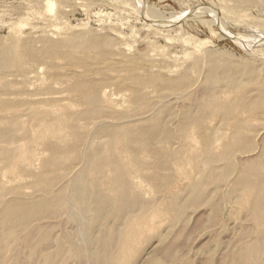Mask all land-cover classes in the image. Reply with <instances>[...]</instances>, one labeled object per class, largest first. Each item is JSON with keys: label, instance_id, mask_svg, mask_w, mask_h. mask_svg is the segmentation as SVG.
I'll use <instances>...</instances> for the list:
<instances>
[{"label": "rangeland", "instance_id": "rangeland-1", "mask_svg": "<svg viewBox=\"0 0 264 264\" xmlns=\"http://www.w3.org/2000/svg\"><path fill=\"white\" fill-rule=\"evenodd\" d=\"M52 47L59 59L47 53ZM31 52L42 58L33 60ZM67 64L74 66L65 70ZM86 81L98 85L93 98L89 88L74 90ZM156 82L167 88L164 94L153 90ZM185 86L192 90H181L182 99H175L176 91L169 88ZM263 97L264 0H0V151H4L0 152V206L16 200L50 201L48 191L66 185L69 210L59 220L42 222L41 226L52 227L38 231L52 237L44 246L52 253L50 264L104 263L109 251H102L104 244L92 247L88 238H106L115 250L142 217L147 224L139 228L135 253L125 264H147L157 252L153 264H208L204 250L216 239L220 240L209 264H221L239 247L251 222L238 202L221 205L219 223L211 220L210 209L222 203L227 180L235 175L231 167L241 158L258 156L264 148ZM245 106L249 110L244 111ZM188 113L198 127L193 145L213 155L220 169L198 175L199 190L193 194L185 187L188 181H182L180 168L191 170L194 165L184 162L177 167L178 159L159 168L154 158L139 154L146 166L134 164V175L126 177L130 169L115 162L118 138L141 137L140 128L156 134L167 128L170 138L163 134L152 145L158 151L179 152L186 144V131L180 126ZM49 125L60 137L51 133L38 141L36 136ZM71 144L76 152L66 149ZM54 147L60 148L57 155ZM89 159L106 162L108 176L120 180L121 189L135 192L108 199L101 211L90 187L84 188L82 200L75 199L72 185L87 182ZM204 165L209 171L210 162ZM216 184H222L220 193L214 192ZM173 193L178 198L175 203L183 204L181 211L172 218L154 216L157 205L167 206V195ZM31 223L13 244L20 258L31 251L22 241L36 226ZM66 232L72 237L68 246L62 238ZM38 242L36 238L33 245ZM16 259L12 263L21 264Z\"/></svg>", "mask_w": 264, "mask_h": 264}, {"label": "bare ground", "instance_id": "bare-ground-1", "mask_svg": "<svg viewBox=\"0 0 264 264\" xmlns=\"http://www.w3.org/2000/svg\"><path fill=\"white\" fill-rule=\"evenodd\" d=\"M21 44V43H20ZM26 44V43H25ZM22 45V44H21ZM62 46V45H61ZM19 47V46H18ZM46 47V46H45ZM56 47H52L50 49L47 50V53L52 57L59 59L61 57V55L56 52ZM35 49V48H34ZM30 52V51H29ZM45 55V54H44ZM15 56V55H14ZM21 56V55H20ZM26 56V54H25ZM30 56L33 58V60H39L42 57L40 56L39 53L37 52H31ZM67 56V55H66ZM29 57V58H31ZM44 57V56H43ZM24 58V57H23ZM51 58V57H50ZM15 59V58H14ZM17 62V61H16ZM108 62V61H107ZM111 62V61H110ZM61 63V62H60ZM64 63V62H63ZM72 63V62H71ZM114 63V62H113ZM125 63V62H124ZM24 64V63H23ZM65 64V63H64ZM109 64V63H108ZM107 64V65H108ZM118 64V63H117ZM121 66L120 68H124L125 70L129 69V65L128 64H121L119 63ZM16 65V64H15ZM21 65V63H20ZM19 65V66H20ZM28 65V64H27ZM62 65V64H60ZM112 65V64H111ZM110 65V67H111ZM25 66V65H24ZM46 66V65H45ZM54 66V65H53ZM74 65H65V70L69 69L70 67L72 68ZM80 66V65H79ZM94 66V65H93ZM101 66V65H100ZM114 66L116 67V64H114ZM16 67V66H15ZM55 67V66H54ZM57 67V66H56ZM76 67V66H75ZM98 67V66H96ZM33 68V67H32ZM49 68V67H48ZM56 69V68H55ZM96 69V68H95ZM100 69V68H99ZM106 69V68H105ZM109 69V68H108ZM64 70V71H65ZM94 70V69H93ZM131 71V70H129ZM28 72V71H27ZM68 72V70H67ZM75 72V71H74ZM85 72V71H84ZM95 72V71H94ZM105 72V70L103 71ZM111 72V71H110ZM121 72V71H120ZM91 73V72H90ZM99 73V72H98ZM102 73V72H101ZM82 74V73H81ZM100 74V73H99ZM80 75V74H79ZM82 76V75H81ZM62 77V76H61ZM87 77V76H86ZM84 77V78H86ZM63 78V77H62ZM76 78V77H75ZM90 78V77H89ZM119 78V77H117ZM121 78V76H120ZM159 78V77H158ZM92 79V77H91ZM108 79V78H107ZM125 79V78H124ZM156 79V78H155ZM90 80V79H89ZM95 80V79H94ZM99 80V79H98ZM127 80V79H126ZM136 80V82H139V80L136 78L134 79ZM103 82L105 80H102ZM142 81V80H141ZM163 81V80H162ZM125 82L124 80L122 81V83ZM170 82V80H169ZM101 83V82H100ZM102 85V84H101ZM195 86V85H194ZM150 87V86H149ZM191 89H188L189 86H185V87H173V88H169L171 91H176V95L174 96L175 99H182L183 94L178 93L181 90H185V91H190L192 90V86H190ZM90 89V91L92 92V94L90 95V98H93L95 96V94H93L95 91V89L97 90L98 85L95 83H92L90 81H86L84 83H80L78 85H76L74 87V90L76 92L81 91L82 89ZM155 88L153 90H159V92L161 94H164V90H166L167 88H165V86L160 85V83H155ZM173 89V90H172ZM101 91V90H100ZM83 92V91H81ZM97 93V92H95ZM106 93V92H105ZM187 93V92H186ZM85 94H89V93H85ZM103 94V93H102ZM160 94V95H161ZM185 96V95H184ZM193 96V95H192ZM261 96V95H260ZM106 97V96H105ZM186 97V96H185ZM264 98V97H263ZM85 99V98H84ZM105 99V98H104ZM103 99V100H104ZM133 99V98H132ZM162 99V98H161ZM98 101V100H97ZM160 101V100H159ZM230 101V100H229ZM232 101V100H231ZM99 102V101H98ZM108 102V100H107ZM106 102V103H107ZM145 102V101H144ZM92 103V102H90ZM85 104V103H84ZM146 105V104H145ZM144 105V106H145ZM160 105V104H159ZM235 105V104H231L230 106ZM225 107V106H224ZM233 107V106H232ZM239 107V106H238ZM235 108V107H234ZM236 109V108H235ZM249 110L248 107L245 106L244 111ZM229 111V110H228ZM91 113V111L89 112ZM153 113V112H152ZM231 113V112H230ZM81 114V113H80ZM189 114V113H188ZM249 114V113H248ZM190 115V114H189ZM42 116V115H41ZM90 116V115H89ZM228 116V115H227ZM239 117V116H238ZM63 118V117H62ZM77 118V117H76ZM59 119V118H58ZM79 119V118H78ZM38 121V120H37ZM128 121V120H126ZM238 121V120H237ZM48 122V121H47ZM66 122V121H65ZM159 123V122H157ZM38 124V123H37ZM78 124V123H76ZM67 125V124H66ZM74 126V125H73ZM78 126V125H77ZM130 126V125H129ZM159 124H156L155 127H157L158 129ZM199 126V125H198ZM82 127V126H81ZM165 127V126H164ZM181 129L183 131H186V135L184 137L185 140V145H184V149L182 148V150H180L179 152H171L170 149H166L163 151H158L156 149H154V146L152 145L153 140H157L160 137H162L163 134L166 135V138H170L169 134L167 133H171L169 130H167V128H165L164 131H162L161 129V134L154 131H147L146 129H142L140 128L138 130L137 133L140 134L141 137H139V135L137 134V136H131V139L127 136H125L126 138H118L117 142H116V150L118 153V157L116 158L117 161H115L120 168H122L123 170H127L130 169V173H126L125 176L129 177L130 175H134L132 174V172L134 171V169H131V166H138L139 168H141L143 165L146 166V162L144 160H141L139 158V154H143L145 156H148L149 158H154L155 159V163H157L156 167L161 168V165L164 164V162L166 161L167 163H171L172 160L174 159H178V161H175L177 163V167H180L182 165H184L183 163H188L190 165H194L193 168L190 170L184 169L183 166L180 168V170L182 172H178V174H180L182 181H186L187 184H185L189 190L190 193L193 194L195 192H197V190H199V186L200 183L197 180L198 175H204L205 173H209L211 175V173L216 172V170L220 169V166L218 165L217 160L215 159V157L213 155H208L207 152L205 153V151L203 152L202 150H200L199 148H196L193 143L194 141H196V135L195 132L198 130L197 127V121L195 119V117L191 116L190 117H186V119H184L182 121L181 124ZM235 127V126H234ZM240 127V126H239ZM79 128V127H78ZM154 128V127H153ZM72 129V128H71ZM176 129V128H175ZM236 129V128H235ZM68 130V129H66ZM65 130V131H66ZM107 130V129H106ZM156 130V129H155ZM173 130V129H172ZM248 130V129H247ZM132 131V130H131ZM159 131V130H158ZM180 131V130H178ZM201 131V130H199ZM36 133V132H35ZM54 134L57 137H60V133H57L55 131V127L54 126H50L46 127L45 132L38 134L36 136V139L38 141H42V139L46 138L49 134ZM184 133V132H183ZM178 134V133H177ZM181 134V133H180ZM185 134V133H184ZM36 135V134H35ZM53 135V136H54ZM77 135V134H76ZM82 135V134H81ZM174 135V133H173ZM200 135V134H198ZM204 136V135H203ZM114 137V136H113ZM3 138V137H1ZM181 138V137H180ZM204 138V137H203ZM64 139V138H63ZM129 139V140H128ZM62 140V139H61ZM175 140V139H174ZM36 141V140H35ZM53 141V140H52ZM201 141V140H200ZM203 141V140H202ZM209 141V140H208ZM87 142V141H86ZM36 143V142H35ZM54 143V141L52 142ZM69 143V142H68ZM88 144V143H87ZM114 144V143H113ZM161 144V143H160ZM196 144V142H195ZM65 145V144H64ZM70 145V144H69ZM73 144H71L72 146ZM183 145V144H182ZM181 145V146H182ZM202 145V144H201ZM200 145V146H201ZM264 145V144H263ZM59 146L62 147L61 144H59ZM210 146V144H209ZM105 147V146H104ZM85 148V147H84ZM206 148V147H204ZM255 148V147H254ZM253 147L251 149H254ZM60 148L58 147H54L53 150L56 152H59ZM66 149H68V152H76L77 147L76 146H72V147H67ZM172 149V148H171ZM174 149V148H173ZM4 150V149H3ZM208 150V149H207ZM211 150V149H210ZM213 151V150H211ZM0 152H4V151H0ZM105 152V151H104ZM103 152V154H104ZM84 153V152H83ZM258 153V152H257ZM102 154V155H103ZM125 154H128V156L124 157ZM211 154V153H210ZM214 154V153H213ZM248 154V153H247ZM66 155V154H65ZM100 155V156H102ZM174 155V156H173ZM63 156V155H62ZM85 156V155H84ZM217 156V155H216ZM251 156V155H250ZM230 158V155L228 156ZM99 158V157H98ZM139 158V159H138ZM4 159V158H3ZM54 159V157H53ZM72 159V158H71ZM153 159V160H154ZM241 158V162L237 163V165H234V167L232 166L230 171L232 169H234L232 171V173L234 172L235 175L232 176V178H228L230 176H228V174H224L223 177H227L228 178V185H226V187L228 188L227 193L225 192V194H223V201L222 203L219 202L220 197L218 202L219 203H215L214 205H212L210 211L211 214V220L213 221V223H219L220 222V212L222 206L221 205H225L231 202H238L237 206H239V210H245L247 212V216H248V220L251 222L250 226L246 227L244 235H242V237L240 238V240L238 241V243H240L239 247L233 251L230 252L226 255V260L225 262L223 261V263L221 264H264V148L262 149L261 153L256 156V157H244V159ZM219 160V159H218ZM84 161V160H83ZM205 162H210L211 167L209 168V171L206 172V170H204V168H206V164L204 165ZM163 163V164H162ZM174 163V162H173ZM172 163V164H173ZM229 163V162H228ZM64 164V163H63ZM16 165V164H14ZM188 165V166H190ZM52 166V165H51ZM61 166V165H60ZM87 166H90V172L87 175V182L84 184L82 182H78L75 183L74 185H72V192H71V196L73 195V197L77 200H82L84 198V188L85 187H90L91 188V196L94 197L96 203L98 204V211H101L104 208V202H107L108 199L110 198H114V196L118 197L119 195L122 196V198L124 196H127L128 194H133L135 191L134 189L127 191V190H123L121 189V187L123 188V183L116 181V180H112L111 177L108 176V173L110 172H106V168H108V164H106V162L104 161H97V160H92L89 159V161L87 162ZM134 166V167H135ZM205 166V167H204ZM11 167V166H10ZM13 167V166H12ZM18 167V165H17ZM45 167V166H44ZM57 167V166H56ZM62 167V166H61ZM175 167V168H177ZM191 167V166H190ZM136 168V167H135ZM46 169V168H45ZM146 169V168H145ZM169 169V168H168ZM15 170H17L15 167H13L11 169V172H15ZM63 170V169H62ZM109 170V169H108ZM107 170V171H108ZM139 170V169H138ZM171 170V169H170ZM179 169H177L178 171ZM50 171V170H49ZM66 172V171H65ZM127 172V171H126ZM48 173V172H47ZM138 173V172H137ZM222 173V171H221ZM224 173V172H223ZM233 173V174H234ZM18 174V173H17ZM42 174V173H41ZM49 174V173H48ZM74 174V173H73ZM113 174V172H112ZM161 174V173H160ZM177 174V172H176ZM16 175V174H15ZM179 176V175H178ZM179 176V177H180ZM132 177V176H131ZM134 177V176H133ZM132 177V178H133ZM160 177V176H159ZM222 178V180L220 179L219 183H222V181L224 180V178ZM155 178V177H154ZM158 178V177H156ZM168 178V177H167ZM37 179V178H36ZM51 179V178H50ZM141 179V178H140ZM181 179H180V184H181ZM100 180H102V182L104 184L103 187H100L102 185L99 186L100 183H98ZM118 180V179H117ZM113 181V182H112ZM127 182V181H126ZM205 182V181H204ZM208 182V181H207ZM3 184V183H2ZM50 184V183H49ZM37 185V184H36ZM71 185V184H70ZM60 187H58L57 190H50L48 191L50 195H52V200L50 201H38L36 200L35 202H26V201H22V200H16L15 202L9 203H3L0 209V264H13L12 260L16 259V261H20L21 264H50V261H52L51 258V254L50 251H48L47 248H45V243L46 241L49 240V238L51 239L52 237H49L47 234L42 233V232H38L41 228H50L52 226H41V223L46 221L47 219H61V217L63 216V214L67 213V211L69 210V198L68 195H66V185L60 184ZM225 187V186H224ZM225 187V188H226ZM38 188V187H36ZM70 188V187H69ZM106 188V190H104ZM224 188V189H225ZM226 188V189H227ZM1 189V186H0ZM131 189V188H130ZM181 191H185L182 190L181 188H179ZM222 189V184H216L215 188H214V192H218L220 193ZM225 189V190H226ZM9 190V189H8ZM177 190V189H176ZM11 191V190H10ZM44 191V190H43ZM46 191V190H45ZM44 191V192H45ZM169 191V190H168ZM178 191V190H177ZM39 192V190H38ZM167 192V191H166ZM170 192V191H169ZM172 192V191H171ZM8 193V192H7ZM10 193V192H9ZM46 193V192H45ZM179 193V192H178ZM177 193V195H179ZM189 193V191H188ZM187 193V194H188ZM166 194V193H165ZM176 194V193H175ZM174 193L173 194H168L167 198H169V203L167 206H161L160 204L157 205V207L153 210L154 216L155 215H167V216H171L175 217L176 213L181 211V208L183 207V204L179 203H175V199L178 200V198H176V196ZM47 195V194H46ZM183 195V193H182ZM208 195V194H207ZM221 195V194H220ZM16 197V195H14ZM160 196V195H159ZM195 196V195H194ZM193 196V197H194ZM14 197V198H15ZM21 197V196H20ZM115 197V198H116ZM187 197V195L185 196ZM190 197V196H189ZM22 198V197H21ZM180 198V196H179ZM29 199V198H28ZM166 199V198H165ZM26 200V199H24ZM155 200V199H154ZM162 200V199H161ZM183 200V199H182ZM181 200V201H182ZM89 201V200H88ZM168 201V200H167ZM221 201V200H220ZM73 203V202H72ZM161 203V202H160ZM151 204V203H150ZM153 204V203H152ZM166 204V203H165ZM90 206V205H89ZM139 206V205H138ZM154 206V205H153ZM185 206V205H184ZM75 210V209H74ZM80 210V209H79ZM93 210V209H92ZM138 210V209H137ZM76 211V210H75ZM91 211V210H90ZM80 212V211H79ZM233 212V211H232ZM77 213V211H76ZM105 213V212H104ZM223 213V211H222ZM78 214V213H77ZM145 214V213H144ZM226 214V213H225ZM228 215V214H227ZM233 215H236L235 213ZM244 215V214H243ZM69 216V215H68ZM104 216V215H103ZM102 216V217H103ZM226 217V215H225ZM224 217V219H225ZM235 217V216H234ZM99 218V216H98ZM223 219V220H224ZM36 223V226H34V228H32L33 230L30 231V233L27 236H24L22 241L25 243V245L27 247H29V249L31 251L29 256L26 258H20V254L16 255V248L14 247V242L18 240V236L19 233L22 231L23 228H25L26 225H31V222ZM57 222V221H55ZM68 222V221H67ZM224 221H222L223 223ZM46 223V222H45ZM221 223V224H222ZM43 224V223H42ZM49 224V223H48ZM111 224V223H110ZM147 224V219L145 218H139L134 225H132L131 227H128L130 229V231H128L124 237V239L122 240L120 246L114 250V244L111 241H108L106 238H102V239H97L96 237H89L88 241L89 243L92 245V247H94L93 245H101L104 244L103 246H105L104 249H102V251H109L110 256L108 257L107 255V259L101 263H97V264H125L128 261V256L129 255H134L135 250L133 248V244L136 243L138 237H137V233L140 227L142 226H146ZM59 224H56L55 226H58ZM131 225V224H130ZM129 225V226H130ZM223 225V224H222ZM64 226V225H63ZM78 226V225H77ZM220 226V225H219ZM118 227V226H117ZM127 228V229H128ZM147 228V227H146ZM154 228V227H153ZM223 228V227H222ZM225 229H227V226H224ZM55 229V228H54ZM57 229V228H56ZM86 229V228H85ZM89 229V228H88ZM149 229V228H148ZM237 229V228H236ZM64 231V230H63ZM84 231V230H82ZM118 231V229H117ZM116 231V232H117ZM241 231V230H240ZM244 231V229H243ZM141 232V231H140ZM149 232V231H148ZM58 233V232H57ZM63 233V232H62ZM87 233V232H86ZM125 233V232H124ZM143 233H141L142 235ZM82 235V234H81ZM240 235V236H241ZM84 236V235H83ZM253 237L250 242L249 241H245L244 239H248L250 237ZM38 238L39 239V244H37L36 246L33 245V241ZM62 238H64L66 240L67 243H65L66 246L69 245V242L72 241V237L71 236H67V232L66 234H64L62 236ZM54 239V238H53ZM63 239V240H64ZM84 239V238H83ZM82 239V240H83ZM220 240V239H219ZM219 240L216 239V241L212 242L211 244H209L205 250L203 255H205L208 259L206 263H210L214 260V250L215 247L218 245ZM20 241V240H19ZM21 241V242H22ZM38 241V240H37ZM36 241V242H37ZM51 241V240H50ZM54 242V241H53ZM56 243V242H55ZM41 244V245H40ZM44 244V245H43ZM72 244V243H71ZM236 244V243H235ZM19 245V244H18ZM71 246V245H70ZM90 246V245H89ZM22 247V246H21ZM52 247V246H51ZM75 248V247H74ZM21 249V248H20ZM69 249V247H68ZM70 250V249H69ZM219 250V249H218ZM75 251V249H74ZM100 250H98V252H95V254H97L98 256L101 255ZM115 251V252H114ZM59 252V251H58ZM62 252V251H61ZM70 252V251H69ZM149 252V251H148ZM19 253V252H18ZM218 253V252H217ZM225 253V252H224ZM59 254V253H58ZM78 254V253H77ZM94 254V253H93ZM24 255V254H23ZM54 255V254H53ZM62 255V254H60ZM55 256V255H54ZM158 252L155 253L154 255H152L151 257H149V260L146 261L147 264H153L154 262H156L158 260ZM62 257V256H61ZM78 257V255H77ZM105 257V255H104ZM66 258V257H65ZM64 258V259H65ZM99 258V257H98ZM67 259V258H66ZM69 259V258H68ZM55 260V259H54ZM59 262V261H58Z\"/></svg>", "mask_w": 264, "mask_h": 264}]
</instances>
